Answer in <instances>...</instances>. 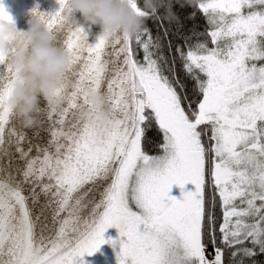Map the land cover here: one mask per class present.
Here are the masks:
<instances>
[{
  "label": "snow or ice",
  "instance_id": "6c2138e0",
  "mask_svg": "<svg viewBox=\"0 0 264 264\" xmlns=\"http://www.w3.org/2000/svg\"><path fill=\"white\" fill-rule=\"evenodd\" d=\"M128 3L146 20L134 38L94 33L68 0L32 9L70 57L60 104L37 108L45 142L8 102L27 42L18 32L0 48V264H85L105 243L117 264H264V0H197L188 18L203 14L205 39L174 50L170 28L153 37Z\"/></svg>",
  "mask_w": 264,
  "mask_h": 264
},
{
  "label": "clouds",
  "instance_id": "9594fccd",
  "mask_svg": "<svg viewBox=\"0 0 264 264\" xmlns=\"http://www.w3.org/2000/svg\"><path fill=\"white\" fill-rule=\"evenodd\" d=\"M196 2L185 0L189 6H194ZM68 5L70 14L77 17L78 13L80 20L91 26H99L104 33H121L134 38L146 22L144 16L132 10L128 0H68ZM172 5L173 0H143V11L158 20L174 22L178 17L172 11ZM161 9L164 10L163 14ZM27 24V30H18L14 19H0V48L7 49L18 32L27 42L26 46H18L10 62L18 81L8 102L23 126L31 128L39 124L37 108L41 99L50 105L60 104L54 92L70 64V57L53 43V35L37 16L31 15ZM88 100L96 105L104 104L101 94L95 91L88 92ZM80 118L85 121L89 119L86 109L81 110ZM97 124L101 129L106 128L108 117L103 116Z\"/></svg>",
  "mask_w": 264,
  "mask_h": 264
},
{
  "label": "trees",
  "instance_id": "16d2710c",
  "mask_svg": "<svg viewBox=\"0 0 264 264\" xmlns=\"http://www.w3.org/2000/svg\"><path fill=\"white\" fill-rule=\"evenodd\" d=\"M140 3L143 5V0H140ZM186 5L187 7L181 8L180 5ZM173 5L174 7L172 8V11L175 13L176 17H178L177 20L174 22H168L163 19H156L155 17L150 18L147 21L148 27L151 28L152 30V35L155 37L158 33L161 35L162 41H163V33L160 31L158 28V24L162 21L164 27H169V35L168 39L172 41L173 43V50L175 48V45L180 44L184 45V37H189V43H195L197 39L203 40L205 37L203 36H197L195 33H200L204 32L205 29L207 28V22L206 19L204 18L203 14L200 12H196L195 19H189V15L193 11V7L189 6L187 3H185V0H173ZM161 14H163V9L160 10ZM166 43V41H165ZM135 48V45H133ZM164 54L166 56H170L167 47L163 49ZM138 52V59L142 60L143 58V51L140 49H137ZM177 67L179 69V62H177ZM167 74V73H166ZM178 75L180 78L183 80L184 79V74L182 71H178ZM191 88V82H189V89ZM150 136L156 137V132L153 130L149 133ZM150 151V154H155L154 149H147ZM190 187V186H186ZM218 216L220 215L219 209L217 210ZM258 259L264 260V256L259 257ZM226 261H227V254H226Z\"/></svg>",
  "mask_w": 264,
  "mask_h": 264
},
{
  "label": "water",
  "instance_id": "95a60500",
  "mask_svg": "<svg viewBox=\"0 0 264 264\" xmlns=\"http://www.w3.org/2000/svg\"><path fill=\"white\" fill-rule=\"evenodd\" d=\"M45 0H2L4 6L6 7L9 14L13 17L15 23L17 24L18 30H27L28 24L27 21L31 17L32 9L39 5V9L43 11L48 8L50 11L54 10L56 5V0H48L46 4H44ZM40 105L44 107L46 105V101L41 99ZM41 119L42 117L38 115L39 124L36 127L26 128L24 127V131L28 133L29 137L33 139L34 142L42 143L48 139L47 129L48 125L45 123L43 125V129H41ZM40 129L41 137L39 140H36L33 136V133Z\"/></svg>",
  "mask_w": 264,
  "mask_h": 264
},
{
  "label": "rangeland",
  "instance_id": "374dc122",
  "mask_svg": "<svg viewBox=\"0 0 264 264\" xmlns=\"http://www.w3.org/2000/svg\"><path fill=\"white\" fill-rule=\"evenodd\" d=\"M180 193L181 190L179 189V187L173 186L171 195L179 198ZM118 236V230L114 227L108 229L104 234L106 240H108L109 238H111L112 240H116ZM209 249H211V247ZM119 250V245L114 248L111 244L105 243L94 255H85L83 257V260L85 261V264H117V253L119 252Z\"/></svg>",
  "mask_w": 264,
  "mask_h": 264
},
{
  "label": "bare ground",
  "instance_id": "6f19581e",
  "mask_svg": "<svg viewBox=\"0 0 264 264\" xmlns=\"http://www.w3.org/2000/svg\"><path fill=\"white\" fill-rule=\"evenodd\" d=\"M47 1H48V0L43 1L44 4H46ZM43 11H44V12H49L50 9L46 8V9H44ZM77 17H79V14H78V13H77ZM92 31H93L94 33H98V32H100V28H99V26H92ZM90 38H91V37H90Z\"/></svg>",
  "mask_w": 264,
  "mask_h": 264
},
{
  "label": "built area",
  "instance_id": "2783aa9c",
  "mask_svg": "<svg viewBox=\"0 0 264 264\" xmlns=\"http://www.w3.org/2000/svg\"><path fill=\"white\" fill-rule=\"evenodd\" d=\"M212 250L211 249H209V252H211Z\"/></svg>",
  "mask_w": 264,
  "mask_h": 264
}]
</instances>
